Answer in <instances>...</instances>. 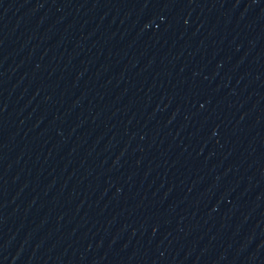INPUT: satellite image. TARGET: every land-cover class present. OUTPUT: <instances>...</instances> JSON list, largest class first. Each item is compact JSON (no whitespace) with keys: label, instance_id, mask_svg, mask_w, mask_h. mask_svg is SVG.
Masks as SVG:
<instances>
[{"label":"water","instance_id":"water-1","mask_svg":"<svg viewBox=\"0 0 264 264\" xmlns=\"http://www.w3.org/2000/svg\"><path fill=\"white\" fill-rule=\"evenodd\" d=\"M0 264H264V0H0Z\"/></svg>","mask_w":264,"mask_h":264}]
</instances>
